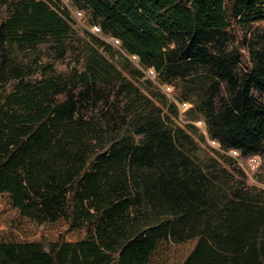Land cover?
Instances as JSON below:
<instances>
[{
  "label": "trees",
  "instance_id": "obj_1",
  "mask_svg": "<svg viewBox=\"0 0 264 264\" xmlns=\"http://www.w3.org/2000/svg\"><path fill=\"white\" fill-rule=\"evenodd\" d=\"M71 1L119 49L79 36L55 0H0V203L86 235L0 239V264H150L163 242H193L177 264H264V188L237 161L264 157V56L238 74L214 54L264 21V0ZM73 40L78 65L43 60L41 46L64 56ZM177 61L218 70L203 110L238 157L177 124L175 102L144 75L181 77Z\"/></svg>",
  "mask_w": 264,
  "mask_h": 264
},
{
  "label": "rangeland",
  "instance_id": "obj_2",
  "mask_svg": "<svg viewBox=\"0 0 264 264\" xmlns=\"http://www.w3.org/2000/svg\"><path fill=\"white\" fill-rule=\"evenodd\" d=\"M55 2L69 13L72 27L79 36L83 37L85 31H90L111 43L115 49H119L117 39L103 33L90 13L81 11L71 0H55ZM77 43V40L69 41L64 56L59 55L55 46L45 44L40 47L43 60H52L58 70H66L74 64L78 65L77 56L74 53L76 49L78 50ZM220 45H222L221 50L215 48L214 54L231 60L234 73L241 74L254 69L264 56V21H257L234 30L233 34ZM128 58L133 65L138 66L136 56L130 55ZM177 63L184 64L180 61ZM184 65L187 67L186 73L178 78L159 74L153 67L144 70V75L152 79L159 89L175 102L178 107V116H172V118L177 124L186 129H188L187 124H193L196 127L194 135L204 139L202 144L230 154L234 158L238 157L239 151L234 147H225L219 138L213 136L211 125L203 110L204 102L211 93L214 82L219 79L218 70L214 66L204 65L198 61H190ZM260 96L264 102V91L260 93ZM249 157L246 160L240 158L237 161L244 168L249 181L264 188V157L257 154L258 160L254 164L249 163ZM61 233L65 234L67 240L74 241L84 237L86 230L66 231L64 221L38 224L20 216L7 195H2L0 239L16 237L19 240H34L44 235L48 240H55ZM192 243L185 242L177 245L160 243L151 255L150 264H177L190 250Z\"/></svg>",
  "mask_w": 264,
  "mask_h": 264
},
{
  "label": "built area",
  "instance_id": "obj_3",
  "mask_svg": "<svg viewBox=\"0 0 264 264\" xmlns=\"http://www.w3.org/2000/svg\"><path fill=\"white\" fill-rule=\"evenodd\" d=\"M258 160V158L256 157V155H252L249 157V163L254 164L256 161Z\"/></svg>",
  "mask_w": 264,
  "mask_h": 264
}]
</instances>
